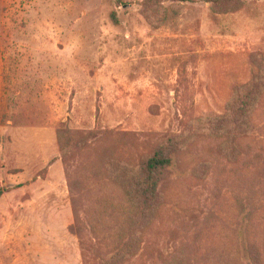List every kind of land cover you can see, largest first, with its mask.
<instances>
[{
    "label": "rangeland",
    "instance_id": "obj_1",
    "mask_svg": "<svg viewBox=\"0 0 264 264\" xmlns=\"http://www.w3.org/2000/svg\"><path fill=\"white\" fill-rule=\"evenodd\" d=\"M232 1L0 0V264H264V93L234 156L194 132L264 58ZM184 133L141 219L128 175Z\"/></svg>",
    "mask_w": 264,
    "mask_h": 264
},
{
    "label": "trees",
    "instance_id": "obj_2",
    "mask_svg": "<svg viewBox=\"0 0 264 264\" xmlns=\"http://www.w3.org/2000/svg\"><path fill=\"white\" fill-rule=\"evenodd\" d=\"M232 0H209L212 4L230 3ZM233 2V1H232ZM115 21V20H114ZM258 59L251 57V64L256 67V73L251 80L246 83L240 92L233 94L225 107V114L214 116L212 118H201L196 122L194 132L203 137L226 138V142L231 144V155L234 156L236 149L235 141L238 135H249L252 133L254 124L253 116L260 104L264 93V58L258 56ZM60 135H64L65 145L69 146L70 139L68 130H60ZM189 134L175 136L164 145L158 147L153 155L147 159L141 169L131 175L133 176L127 188V194L134 202V207H139L138 203H143L144 208L141 211V219L148 218L156 200L158 199V183L161 182V176L168 173L171 167L173 153L181 152L188 142ZM233 142V143H232ZM138 175V176H137ZM128 185V184H125ZM1 195V193H0ZM147 212V213H146ZM259 262V258H256Z\"/></svg>",
    "mask_w": 264,
    "mask_h": 264
}]
</instances>
